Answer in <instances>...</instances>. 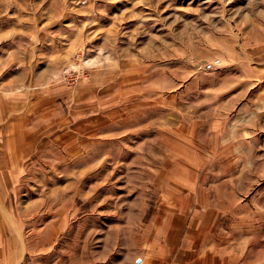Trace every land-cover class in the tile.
<instances>
[{"label": "rangeland", "instance_id": "obj_1", "mask_svg": "<svg viewBox=\"0 0 264 264\" xmlns=\"http://www.w3.org/2000/svg\"><path fill=\"white\" fill-rule=\"evenodd\" d=\"M0 72V264H264V0H0Z\"/></svg>", "mask_w": 264, "mask_h": 264}, {"label": "crops", "instance_id": "obj_2", "mask_svg": "<svg viewBox=\"0 0 264 264\" xmlns=\"http://www.w3.org/2000/svg\"><path fill=\"white\" fill-rule=\"evenodd\" d=\"M12 89L14 87L4 78L0 79V140L25 142L30 140V134L23 123V98L21 93L15 95Z\"/></svg>", "mask_w": 264, "mask_h": 264}, {"label": "built area", "instance_id": "obj_3", "mask_svg": "<svg viewBox=\"0 0 264 264\" xmlns=\"http://www.w3.org/2000/svg\"><path fill=\"white\" fill-rule=\"evenodd\" d=\"M218 65V60H211L210 62H207V63H205L204 65H203V69L205 70V69H208V70H210V69H212V68H214V67H216Z\"/></svg>", "mask_w": 264, "mask_h": 264}]
</instances>
